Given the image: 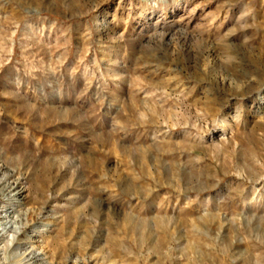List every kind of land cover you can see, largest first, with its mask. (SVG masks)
Returning <instances> with one entry per match:
<instances>
[{
  "label": "rangeland",
  "instance_id": "1",
  "mask_svg": "<svg viewBox=\"0 0 264 264\" xmlns=\"http://www.w3.org/2000/svg\"><path fill=\"white\" fill-rule=\"evenodd\" d=\"M0 264H264V0H0Z\"/></svg>",
  "mask_w": 264,
  "mask_h": 264
},
{
  "label": "bare ground",
  "instance_id": "2",
  "mask_svg": "<svg viewBox=\"0 0 264 264\" xmlns=\"http://www.w3.org/2000/svg\"><path fill=\"white\" fill-rule=\"evenodd\" d=\"M19 201V200H18Z\"/></svg>",
  "mask_w": 264,
  "mask_h": 264
}]
</instances>
